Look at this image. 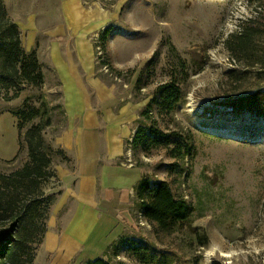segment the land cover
<instances>
[{"label":"rangeland","instance_id":"374dc122","mask_svg":"<svg viewBox=\"0 0 264 264\" xmlns=\"http://www.w3.org/2000/svg\"><path fill=\"white\" fill-rule=\"evenodd\" d=\"M75 2L83 17L78 21L80 28L96 22L80 32L85 33L84 48L92 52L96 76L114 96L107 108L117 111L127 105L132 109L127 113L132 111L140 119V112L150 105L151 112L143 118L146 125L177 130L196 150L190 163L184 159L178 179L172 180L165 170L172 159L163 149H152L146 155L140 146L134 148L131 142L126 146L129 155L123 159L124 165H119H132L130 169L139 177L133 180L129 200L120 209L115 207L123 224L121 233L132 232L174 251V264H264V117L239 115L221 104L264 89V31L243 51L228 48L229 43L237 42L231 35L239 31L240 23L262 11L260 0H3L26 50L29 32L35 34L45 76L39 87L23 83L16 97L13 88L0 84V172L8 173L25 162L22 136L39 119L18 129L14 112L40 107L44 118L51 120L41 135L55 177L44 181L42 187L53 202L44 236L32 245V264H74L73 258L61 260L56 251L46 250L44 238L48 230L59 233L76 206L75 199L63 192L75 157L58 140L66 118L59 82L47 63L48 33L63 24V12ZM257 18L264 25L261 12ZM106 29L109 31L103 37ZM67 31L55 37L62 46L72 43ZM171 79L181 87L183 99L171 115H158L156 87ZM141 174L166 179L173 194L193 207L191 226L162 236L163 244L134 202V187ZM197 235L205 236L204 246H198ZM115 261L138 264L123 251Z\"/></svg>","mask_w":264,"mask_h":264},{"label":"trees","instance_id":"16d2710c","mask_svg":"<svg viewBox=\"0 0 264 264\" xmlns=\"http://www.w3.org/2000/svg\"><path fill=\"white\" fill-rule=\"evenodd\" d=\"M259 7L264 16V0H260ZM258 15L240 23L239 31L231 35L237 40V45L229 43L231 52L237 49L243 51L255 35L264 31ZM108 31H103V37H106ZM43 79L42 64L36 49L26 50L22 46L19 28L8 17L3 0H0V84L6 89L13 88L12 96L16 97L23 83L39 87ZM156 94L158 115H171L183 99L182 89L173 79L157 86ZM221 104L239 115L247 113L256 118L264 117V89L225 99ZM149 107L140 112L141 117L135 121L131 141H125V146L131 142L132 147L140 146L146 155H150L152 149H163L166 156L172 159L165 169L167 176L177 180L183 171L181 164L184 159L190 163L196 153L194 144L177 130L166 131L154 124L146 125L143 118L151 112ZM43 113L40 107L32 106L14 112L18 129L36 117L39 119L31 123L22 136L27 149L25 162L8 173L0 172V264H32V245L46 231L45 221L53 197L44 193L42 184L55 177V173L52 158L41 135L51 120L49 117L44 118ZM57 152L66 158L62 150ZM134 191L137 210L152 227L159 243L163 244L162 236H168L184 226H191L192 205L181 196H175L166 179L141 174ZM197 242L198 246H204L205 236L201 239L197 235ZM121 251L138 264H174V251L158 247L154 242L137 237L132 232L120 233L100 256L86 259L80 264H120L121 261L114 262V258Z\"/></svg>","mask_w":264,"mask_h":264},{"label":"crops","instance_id":"0c3cea01","mask_svg":"<svg viewBox=\"0 0 264 264\" xmlns=\"http://www.w3.org/2000/svg\"><path fill=\"white\" fill-rule=\"evenodd\" d=\"M63 18V24L48 33L47 63L59 82L66 118L58 140L75 157L74 170L69 173L74 179L66 177L63 192L75 199L76 206L62 230L59 233L48 230L44 240L46 250L56 251L61 260L73 258L74 264H80L100 256L122 231L115 207L120 209L129 200L133 180L139 176L133 174L132 165L128 168L120 165H124L123 159L129 155L125 140L133 133L138 115L127 113L131 109L127 105L117 111L107 108L114 96L109 86L96 76L90 48H84L85 33L80 32L83 26L80 28L78 23L83 17L76 2L67 5ZM95 23L89 21L88 27ZM88 27L85 25L83 29ZM65 29L70 30L67 34L72 43L62 46L55 37L66 35ZM30 33L28 50L36 47L35 34ZM36 54L40 58L39 50Z\"/></svg>","mask_w":264,"mask_h":264},{"label":"built area","instance_id":"2783aa9c","mask_svg":"<svg viewBox=\"0 0 264 264\" xmlns=\"http://www.w3.org/2000/svg\"><path fill=\"white\" fill-rule=\"evenodd\" d=\"M128 140L131 141V137H129ZM127 161H129V159ZM129 165H131V164L129 163Z\"/></svg>","mask_w":264,"mask_h":264}]
</instances>
